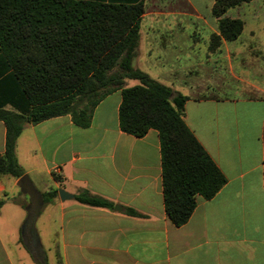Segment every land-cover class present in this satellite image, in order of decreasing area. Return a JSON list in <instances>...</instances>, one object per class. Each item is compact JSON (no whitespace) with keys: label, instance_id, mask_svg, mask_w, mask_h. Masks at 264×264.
<instances>
[{"label":"crops","instance_id":"obj_1","mask_svg":"<svg viewBox=\"0 0 264 264\" xmlns=\"http://www.w3.org/2000/svg\"><path fill=\"white\" fill-rule=\"evenodd\" d=\"M77 1L143 4L132 67L187 97L183 121L226 182L212 199L198 198L188 221L174 227L164 212L158 133L135 138L120 131L121 96L113 92L85 129L68 115L23 127L14 149L18 166L41 198L50 190L57 196L43 203L35 224L40 246L32 251L21 234L29 198L18 179L0 176V264H34L39 249L46 264H264V2L216 18L215 0ZM223 18L242 22L235 41L220 37ZM232 56L240 57L241 69L235 98L222 93L223 84L209 85L221 61L231 71ZM5 133L0 122V155ZM60 189L73 197L86 191L113 208L61 201Z\"/></svg>","mask_w":264,"mask_h":264},{"label":"trees","instance_id":"obj_2","mask_svg":"<svg viewBox=\"0 0 264 264\" xmlns=\"http://www.w3.org/2000/svg\"><path fill=\"white\" fill-rule=\"evenodd\" d=\"M249 1L215 0L212 15L220 18ZM143 12L142 3L0 0V122L6 130L0 176L23 175L14 149L25 125L68 115L74 126L85 129L95 107L119 91L120 131L135 138L149 130L158 133L164 212L179 228L190 218L197 199H212L226 180L183 121L187 97L132 67ZM217 30L232 42L242 22L223 18ZM126 80L137 85L127 88ZM56 196L57 190L42 194L43 203ZM73 198L84 206L113 208L86 191ZM3 204L0 200V208ZM125 213L140 217L131 209ZM35 264H46L41 249Z\"/></svg>","mask_w":264,"mask_h":264},{"label":"rangeland","instance_id":"obj_3","mask_svg":"<svg viewBox=\"0 0 264 264\" xmlns=\"http://www.w3.org/2000/svg\"><path fill=\"white\" fill-rule=\"evenodd\" d=\"M193 1H195V0H193ZM205 1L206 0H202V2H205ZM251 1L252 0H250L249 2H251ZM255 1L259 2V4L264 2V0H255ZM249 2H247V3H249ZM250 11L254 12V11H261V10L260 9L250 8L248 10V12H250ZM236 12L237 11H235L234 8H232V10H230V15H235ZM262 16L264 17V14ZM200 33L201 34H200V40H199V48H200V50H203L205 48L206 44H207V40H206V38H204L206 30L204 28H202L200 30ZM213 37L214 36H212V38H211V43H213L215 46H218L219 38L217 37V38L213 39ZM236 45L239 46L237 43H236ZM232 57H234V56H232ZM204 59H205L204 57H202V56L200 57V60H204ZM239 61H240V57L235 56L233 58L232 65H231V67H232L231 71L228 70L227 62L221 61L217 65V68L215 69V72L213 73V80L214 81L213 82L209 81V85L213 86V85H217V84H223L224 85V90H223L222 93H225L226 95H228L231 98L238 97L239 88H240V86H242L240 84L239 80H238L241 77L240 76L241 69H240V67H239V65L237 63ZM260 67L264 69V64L260 65ZM249 76H250V78L248 77L249 81H255V82L256 81H260V80H257V79L253 80L251 74ZM127 84H130V81H127ZM188 91L186 90V93ZM29 262H33V261H29Z\"/></svg>","mask_w":264,"mask_h":264},{"label":"water","instance_id":"obj_4","mask_svg":"<svg viewBox=\"0 0 264 264\" xmlns=\"http://www.w3.org/2000/svg\"><path fill=\"white\" fill-rule=\"evenodd\" d=\"M16 185L19 188L20 192L26 194L29 198V204L25 208L26 218L21 228V234L23 235L26 233L28 235L31 250L35 251L40 246L39 238L35 229V224L39 212L43 206V200L40 193L33 187L32 183L26 175H22L18 179ZM58 197L61 201L73 199V196L69 195L61 189L58 190Z\"/></svg>","mask_w":264,"mask_h":264}]
</instances>
